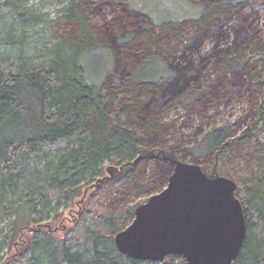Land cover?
<instances>
[{"label": "trees", "instance_id": "1", "mask_svg": "<svg viewBox=\"0 0 264 264\" xmlns=\"http://www.w3.org/2000/svg\"><path fill=\"white\" fill-rule=\"evenodd\" d=\"M27 1L0 0V264L156 263L121 254L114 235L134 217L136 204L124 199L160 191L178 159L243 166L225 167L246 222L232 264H264V126L251 131L264 103V41L243 0H205L198 17L159 25L144 12L124 23L115 2L101 29L89 19L107 21L101 6L68 0L63 19L74 28L52 42ZM185 26L193 30L180 51L171 41ZM207 35L214 45L202 56ZM206 63L213 77L203 79ZM236 83L251 91L256 116L239 132L236 121L210 124L208 115ZM171 107L199 114V138H177V147L162 141L174 123L162 113ZM250 144L249 161L241 153ZM107 167L115 175L99 183ZM107 183L118 207L108 211L98 200ZM88 187L62 236L39 228L23 236L22 227L58 215ZM161 264L185 262L169 255Z\"/></svg>", "mask_w": 264, "mask_h": 264}, {"label": "water", "instance_id": "2", "mask_svg": "<svg viewBox=\"0 0 264 264\" xmlns=\"http://www.w3.org/2000/svg\"><path fill=\"white\" fill-rule=\"evenodd\" d=\"M236 187L229 177H207L199 164L176 161L166 186L114 235L117 250L155 262L177 255L185 264H232L246 234Z\"/></svg>", "mask_w": 264, "mask_h": 264}, {"label": "rangeland", "instance_id": "3", "mask_svg": "<svg viewBox=\"0 0 264 264\" xmlns=\"http://www.w3.org/2000/svg\"><path fill=\"white\" fill-rule=\"evenodd\" d=\"M93 3L101 6L102 11L106 14L107 21L104 22L96 14L91 15L89 18L91 24L96 29H101L103 27H110V18L116 13L113 11L115 2L121 3L124 8V12L121 13L122 20L124 23L131 22L133 23L136 17V14L139 12L147 13L155 25H159L165 22H178L180 19L198 17L203 9V3L205 0H92ZM68 0H28L27 7L31 8L32 12L37 13L40 20L39 27L44 29L46 32V41L52 42L54 38L63 36L65 33L71 32L74 28L73 23L66 21L64 18L65 14L63 10L66 7ZM129 4V5H128ZM243 5L241 6L242 12H249L252 17V27H254L255 36L262 38L264 41V0H243ZM256 4L259 5L256 8ZM261 5V6H260ZM122 21V22H123ZM183 38L179 41L173 39L171 41L172 46H176L177 50H182L185 44V37L192 33V28L190 26H185ZM187 40V39H186ZM188 44V43H187ZM214 45V40L208 35L205 36L202 40V43L197 47V52L200 55H206L210 48ZM180 50V51H181ZM178 51V52H180ZM96 54L100 53L98 51ZM104 55V53H101ZM179 54V53H178ZM206 63L205 67L201 69L202 78L206 79L205 75H212V67ZM264 80V74H263ZM207 85L205 81V86ZM246 85V84H245ZM244 84L240 85L236 83L233 87L234 89L230 92L228 98H224L222 101L215 102V105L212 109L208 110V115L211 116L210 124H220L222 122H237V127L240 128L239 131H242L246 128L247 124L256 118L254 115L253 109L251 108V91ZM264 93V89L262 90ZM264 99V98H263ZM263 106L258 107L257 118L254 120L256 124L252 126L251 131L254 132V128H260L264 126V103L260 102ZM162 116L165 120H174V123L169 127L165 134L163 135V142L171 144V146L177 147V138L182 139V141L191 140L199 138L198 134H193L198 132V129L195 127L199 126V114L196 112L185 111V108L171 107L162 113ZM258 119V120H257ZM235 122V123H236ZM209 127V124L205 125L202 130ZM169 146V145H168ZM252 144L246 146L242 155L246 160L249 158L246 156L248 152L252 150ZM177 161H182L178 159ZM250 161V160H249ZM184 162V161H182ZM238 164V163H237ZM200 165V164H199ZM255 166V163L252 164ZM175 166V163H174ZM207 177H216V176H226L229 177L226 173V168L231 171L232 169L238 171L242 169L240 163L237 165L238 168H234L231 165L226 166L220 159H214L210 164H201L200 165ZM226 167V168H225ZM115 175V169L107 167L104 171L101 181L111 180ZM230 178V177H229ZM101 187V194L99 196V202L103 205V209L108 211L111 208H118L115 203L111 200L112 192H109L112 189L109 184L103 185ZM164 188V187H163ZM92 188H83L81 195L76 197L71 203L64 207L58 215H52L51 218L46 219L40 223L39 226H28L22 227L21 233L23 236L28 232L27 230L39 228L42 231L52 232L55 235L62 236L64 230L70 225H73L75 222L78 211L80 210L81 204L85 199V196L89 194ZM161 190V189H160ZM159 192V191H158ZM157 193V192H155ZM154 193V194H155ZM153 195V194H152ZM151 196V194H141V195H129L124 199V201L131 202L130 204H136V206L144 203ZM110 202L111 206H110ZM127 203V204H128ZM136 208V207H135ZM130 223V222H129ZM128 223V224H129ZM127 224V225H128ZM126 225V226H127ZM125 226V227H126ZM17 242V241H16ZM16 246V245H15ZM10 254V253H9ZM177 261V260H176ZM162 262H156L154 264H161Z\"/></svg>", "mask_w": 264, "mask_h": 264}]
</instances>
